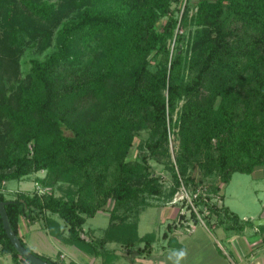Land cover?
Instances as JSON below:
<instances>
[{
    "label": "trees",
    "instance_id": "obj_1",
    "mask_svg": "<svg viewBox=\"0 0 264 264\" xmlns=\"http://www.w3.org/2000/svg\"><path fill=\"white\" fill-rule=\"evenodd\" d=\"M175 1L0 0L12 47L21 46L38 21L56 24L77 10L58 29L57 49L43 61L32 59L14 97L0 100V184L45 170L38 181L53 188L44 194L20 191L14 198L0 190L12 230L25 247L22 217L92 253L113 241L129 253H150L155 234L139 235L140 214L160 199L171 203L181 178L192 179L195 162L206 177H215V193L234 173L264 168V0H198L192 14L186 5L181 20ZM22 14L26 22L17 25ZM191 23L196 28L190 34L176 32L178 24ZM141 129L149 136L140 158L124 161L133 133ZM171 131L178 137L175 159ZM150 158L171 172L169 188L150 169ZM111 161L116 171L109 179L104 172ZM110 200L104 236L88 235L87 219ZM197 203L228 231L254 224L222 203ZM28 249L52 264H77ZM5 254L35 264L12 244L0 214V255Z\"/></svg>",
    "mask_w": 264,
    "mask_h": 264
},
{
    "label": "rangeland",
    "instance_id": "obj_2",
    "mask_svg": "<svg viewBox=\"0 0 264 264\" xmlns=\"http://www.w3.org/2000/svg\"><path fill=\"white\" fill-rule=\"evenodd\" d=\"M50 1L57 3L60 2V0ZM197 1L198 0H176L173 2L172 8L174 9L176 15H178L179 20H181L183 11L185 10L187 4L191 6L190 14L197 10ZM76 11L77 10H74L73 12L63 16V18L56 24L43 20L38 21L35 25H33L34 28H32L33 30L30 33L24 34V42L19 47H12L10 45L9 28L6 23L2 21L3 16L0 14V90H2L0 100H2L4 96L11 97L10 100L14 97L13 95L16 92L15 89H17V87L22 84V81L26 79L29 72L30 61L32 59H39L43 61L57 49V31L65 22L76 15ZM26 14L29 17L31 16L27 12ZM27 15H23L17 25L26 22V17H28ZM167 20L168 15L163 16L157 22V27H162ZM195 28L196 26L192 23L187 28L180 27L178 24L176 32L186 33L188 35L190 32H193ZM170 47L172 51L175 50V43L172 42ZM148 59L150 60V67L152 69L155 68L157 57L154 56V52L149 55ZM188 78V75H186V81ZM181 105L182 102L177 108L178 111ZM178 111L175 115V119L178 116ZM4 131L5 122L0 119V133ZM67 133L71 132L67 131ZM133 136V143L130 147H128L126 155L124 156V161H135L140 158V154H142L141 148H143L144 142L149 136V131L147 129H141L139 131H135ZM169 144L173 159H175L176 151L178 149V137L173 131L169 134ZM149 165L154 174L160 177L163 185L166 188H169L173 183V179L171 172L166 168L165 164L158 162L154 158H150ZM259 168L262 170L264 169L263 167ZM259 170L256 171V173H234L228 183L225 185L224 183L222 184V191L215 193L212 191L213 186L211 185V179H214L215 177H206L200 167V164L195 162V167H193L189 173L192 179L188 180L189 177H187V181L186 179L181 178L179 189L170 204H172V206H174L177 210L181 211V213L178 214L180 222L181 220H184L183 222H185L186 219H195V223L200 224V217H202L205 223L211 228V231H213L210 223L213 222V219L207 217V210L204 212L202 211L205 206L203 204L198 205L197 201L202 198L209 202H216L220 204V196L222 192L224 194L223 202L226 206L230 207V209L237 213L242 219H251L254 222L255 219L264 215V176H261L262 172ZM115 171L116 163L111 161L104 172V176L111 179L114 177ZM46 174L47 171L45 170L34 172L22 181H9L7 186L9 189L13 190L26 188V190H24L26 192L38 190L40 194H44L46 192L49 193L53 191V188L51 186L43 187L41 182L38 181V178H42ZM56 193L59 195L58 191ZM163 201V199H160L156 206H165L163 205ZM112 206L113 200H110L106 205V209L98 212L100 214H97L93 218H88L85 227L96 228L99 231L98 233H100L103 227L110 221L109 218L106 217L105 213L109 215V211ZM159 212V207H150L143 213L140 226L141 234L154 232L157 236L160 235L161 239H163V233L166 231V224L172 222V219L166 218V222H162L161 219L163 215H165V211ZM254 225L255 224L249 227H254ZM254 236L255 238L248 236L249 240L253 241L259 238L256 234Z\"/></svg>",
    "mask_w": 264,
    "mask_h": 264
},
{
    "label": "crops",
    "instance_id": "obj_3",
    "mask_svg": "<svg viewBox=\"0 0 264 264\" xmlns=\"http://www.w3.org/2000/svg\"><path fill=\"white\" fill-rule=\"evenodd\" d=\"M258 170L262 172L261 176H264V169L258 167L254 172L256 173ZM8 182H2L0 190L9 198H14V194L26 190V188L9 189ZM221 194L224 197L222 192ZM223 199L220 200L222 204H224ZM150 207H159L160 212L165 211V215L161 219L162 222H166V218L172 219V222L164 223L166 231L163 233V239L154 232L140 233L143 213ZM150 207L140 214L138 225L140 236L148 233L155 234V241L152 243L150 253H139L138 251L129 253L116 241L107 242L97 249V252L92 253L88 248L84 249L74 244L60 242L44 228L42 222H31L25 217L20 219V236L27 247L34 252L61 263L74 261L77 264H264V228L261 226H248L240 232L228 231L225 227L216 224L213 219V222H210L213 229L211 231L202 217H200V224L195 223V219H186L185 222H183L184 220L180 222L178 214L181 211L170 203L165 206ZM105 215L110 220L109 215L107 213ZM109 223L102 230L100 229V233L96 228H86L85 225L84 230L94 238H102ZM190 224L193 226L192 231L187 230ZM169 225L173 226L170 230H168ZM255 234L259 238L253 241L249 240L248 236L255 238ZM181 252L184 253L182 256ZM0 264L22 263L16 262L11 254H5L0 255Z\"/></svg>",
    "mask_w": 264,
    "mask_h": 264
},
{
    "label": "water",
    "instance_id": "obj_4",
    "mask_svg": "<svg viewBox=\"0 0 264 264\" xmlns=\"http://www.w3.org/2000/svg\"><path fill=\"white\" fill-rule=\"evenodd\" d=\"M5 203L0 200V214L3 220L4 229L10 238L12 244L15 246L17 251L28 258L30 261L34 262L35 264H52L42 258L38 257L36 254L32 253L27 247H25L20 238L13 232L10 221L8 219L6 210H5ZM256 226H264V215L258 219H255L253 222Z\"/></svg>",
    "mask_w": 264,
    "mask_h": 264
},
{
    "label": "built area",
    "instance_id": "obj_5",
    "mask_svg": "<svg viewBox=\"0 0 264 264\" xmlns=\"http://www.w3.org/2000/svg\"><path fill=\"white\" fill-rule=\"evenodd\" d=\"M188 231H192L193 230V226L192 224L189 225V227L187 228ZM64 257V256H63Z\"/></svg>",
    "mask_w": 264,
    "mask_h": 264
},
{
    "label": "clouds",
    "instance_id": "obj_6",
    "mask_svg": "<svg viewBox=\"0 0 264 264\" xmlns=\"http://www.w3.org/2000/svg\"><path fill=\"white\" fill-rule=\"evenodd\" d=\"M183 254H184L183 252L180 253L181 256H182Z\"/></svg>",
    "mask_w": 264,
    "mask_h": 264
}]
</instances>
